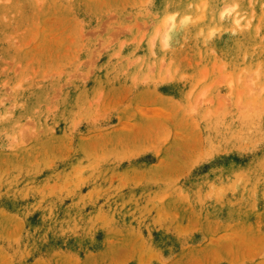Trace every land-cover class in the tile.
Masks as SVG:
<instances>
[{"label": "rangeland", "instance_id": "374dc122", "mask_svg": "<svg viewBox=\"0 0 264 264\" xmlns=\"http://www.w3.org/2000/svg\"><path fill=\"white\" fill-rule=\"evenodd\" d=\"M0 264H264V0H0Z\"/></svg>", "mask_w": 264, "mask_h": 264}, {"label": "bare ground", "instance_id": "6f19581e", "mask_svg": "<svg viewBox=\"0 0 264 264\" xmlns=\"http://www.w3.org/2000/svg\"><path fill=\"white\" fill-rule=\"evenodd\" d=\"M170 23H172V20H170ZM165 32H166V30H165ZM164 35H165V33H164Z\"/></svg>", "mask_w": 264, "mask_h": 264}]
</instances>
